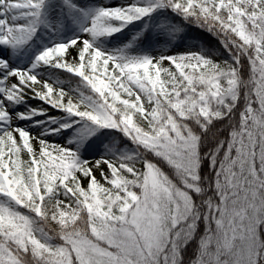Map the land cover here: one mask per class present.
<instances>
[{
    "label": "snow or ice",
    "instance_id": "1",
    "mask_svg": "<svg viewBox=\"0 0 264 264\" xmlns=\"http://www.w3.org/2000/svg\"><path fill=\"white\" fill-rule=\"evenodd\" d=\"M0 264H264V0H0Z\"/></svg>",
    "mask_w": 264,
    "mask_h": 264
},
{
    "label": "trees",
    "instance_id": "2",
    "mask_svg": "<svg viewBox=\"0 0 264 264\" xmlns=\"http://www.w3.org/2000/svg\"><path fill=\"white\" fill-rule=\"evenodd\" d=\"M125 31H127V29H126ZM128 39H130V37H123V34H117V36L112 37V38L108 41L107 46H108L109 48H111V47L113 46V42H116L117 44H123V43H126V42L128 41ZM61 83H62V81H61ZM65 87H67V85H66ZM36 119H37V120H42V121H46V120H47L46 117H36ZM31 123H32L31 121H28V122H24V121H22V122H21V124H31ZM56 126H57V125H52V127H56ZM69 131L71 132L72 130H69ZM92 139L95 140L96 138H95V137H92ZM57 142H59V140H57ZM89 142H91V141H89ZM86 147H87V145H85V148H86ZM105 151H106V147H105V145H101L99 151H98L97 153H95V154L97 155V158H99L100 155H103ZM89 155H90V154H87V155H86V154H84V153L82 152V158H83V159H88V160H90V158L88 157Z\"/></svg>",
    "mask_w": 264,
    "mask_h": 264
},
{
    "label": "rangeland",
    "instance_id": "3",
    "mask_svg": "<svg viewBox=\"0 0 264 264\" xmlns=\"http://www.w3.org/2000/svg\"><path fill=\"white\" fill-rule=\"evenodd\" d=\"M88 157L90 158V160L97 159V155L96 154H90Z\"/></svg>",
    "mask_w": 264,
    "mask_h": 264
}]
</instances>
